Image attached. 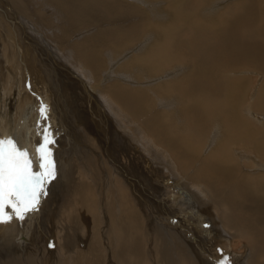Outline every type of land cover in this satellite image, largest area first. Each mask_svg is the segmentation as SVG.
<instances>
[{
    "label": "bare ground",
    "instance_id": "1",
    "mask_svg": "<svg viewBox=\"0 0 264 264\" xmlns=\"http://www.w3.org/2000/svg\"><path fill=\"white\" fill-rule=\"evenodd\" d=\"M9 1L15 8L21 10L23 15L30 16L32 19L39 17L41 21L49 19L50 22H54L56 26L52 24L55 27V31L52 32L54 36H49V38L54 37L59 47H63L78 64L81 63L83 65L82 68L85 66L93 80V76L99 75L100 77L102 74L103 76L105 75V79L106 75L108 80L111 79V81L106 79L107 83H102L101 89L112 94H110L111 97L113 96L115 99L113 101L117 102L115 103L117 104L116 111L118 115L124 119V123L128 124L130 129H133L131 134H135L138 131L134 129V125L140 124L141 128L146 132V140L143 142L141 136H138V139L146 145L143 148L136 141L134 144L128 145V140L133 142V139L127 138V133L129 132L124 129L123 125H121V133L118 134V131L114 133L113 131L117 126L116 123H113L116 126L114 125L112 133H110L115 147L114 150L109 151V135L104 136L105 133L103 134L105 142H102L99 148L94 146L91 150L92 142H90L89 138L92 137L89 131L88 135L83 133L84 137L82 140H85L86 150L81 149L76 154L77 158L74 164L78 161L81 166V168H76L75 170L77 175L75 177L72 175L69 186L65 187L66 178L64 177L68 175L64 174L62 178V170L60 168L58 170V178L54 181V184L56 182L59 183L56 184V187L54 184L48 187L49 193L46 199L54 187L56 188L55 192L57 191L60 194L64 192L65 198L63 201L61 200L62 203L60 205L69 212V214H65L68 223L63 224L59 222V219L65 216H57V212L50 214L51 210H48L46 219L51 223V227L47 225V228L50 227V229H43L42 231L44 233L49 232V236L50 233L55 234V247L43 253L45 248L42 249V239H40L42 244L40 245L38 242V247H27L29 244L26 241H35L36 235L33 236L35 234L33 231L36 228L38 229L39 223H41L40 219H42L39 215V218H37V215L32 214L22 221H28L22 227L18 225L11 230L9 228L5 230L6 227H10L13 224V221L9 224L0 225V245L1 242H5V246H1L3 250L0 251V264H22L21 260H24V255L20 254L19 251L22 253L29 251L26 256L32 259L36 257L38 262H40L39 258L43 255L46 264L49 261L48 257L67 262L70 260L68 258L76 251L82 252L86 249V253H90L88 251H90L91 247L82 245L84 243L79 240V238L82 240V236L80 237L81 231L77 225L83 230L85 244H88V240L94 235L96 239L95 245L100 247V239L104 238V235H99L101 221L99 220V223L95 226L97 217L96 214L95 216L92 214L95 204L94 200L96 201L92 181L96 177L100 178V176H103L104 170L107 179H104V177L101 179L105 185V188L102 185L104 190L101 193L102 195L104 193L108 194V198L105 202L97 201V208L100 213L101 211H106L113 214L114 212L110 207L116 203L117 208L120 210L117 213L116 222L110 216H104L108 221L106 226H113L112 222H114L117 227L125 232H129L131 227L135 230L137 228L145 230V234L157 243L156 250L158 252H155L154 258H159L163 264H202V257L197 254L199 250H193L191 242L197 248L204 246V255L211 261H213L214 257L216 261L220 258L217 257L221 256L217 250L221 249L220 246L223 240L213 227H204L205 223H203L204 219H202L204 216L198 210H194L195 202L197 203L198 201H200V206L197 204V207H201L204 210L216 207L217 202L222 205L220 209L216 207V212L219 216L217 219L222 226L229 229V238L227 239L226 237L225 239L224 237L226 248L230 250V244L235 243L231 241L236 236V232L242 234L241 240L244 242L243 246L246 251L241 248L243 252L234 253L238 258L232 256L230 260L241 258L245 251L247 264H261V259H264V133L261 129V127L264 129V1L260 0L263 4H259L257 0H242L237 3H233L234 0H201L202 6L198 8V13L196 11L197 7H192V0H43L44 7H49L48 13L44 10L39 11V9L34 11L35 8L33 11L26 10L24 0ZM32 4L35 5L34 3ZM236 9L238 11L233 16L232 13ZM34 12L38 16H35ZM256 18H259L261 22L258 28L248 24ZM197 19L201 22L199 25L193 23ZM37 20L39 19L37 18ZM174 20H182L183 27L174 24ZM42 22H47L46 24H48L49 21ZM49 24L48 26L50 27L51 25ZM165 24L169 25L164 27ZM36 27L43 28L44 26ZM184 27L185 29L190 27V32L191 28H193L194 34L191 37V34L189 36L184 35L180 40L178 36H180V32ZM206 28L210 33L204 36L202 31L205 32ZM86 29L89 31L83 33L82 31ZM79 32L81 33L79 34ZM5 33L6 35H4L5 38L3 37L2 42L7 39L6 41L15 44L13 41L16 38V33L8 27L5 28ZM73 35L76 38H73ZM71 37L73 39L68 40ZM129 42L132 43L129 48L133 47L135 49L131 53L134 56L127 61H122V59L127 57L122 54L123 48ZM45 43L47 42L45 41ZM8 50H10V46ZM203 51L206 52L204 58L201 57ZM150 52H154V57L148 61L146 56ZM15 55L14 58L17 60L18 54ZM19 57L21 59V56ZM108 57L112 59L108 60ZM11 58H8L7 51L3 53L0 50V70H2L0 72V120H2L0 129L5 134L11 133L15 135L19 132L20 135L17 136L19 142L23 146L34 150L39 142V137L32 131L36 118L35 110L38 105L35 106V102L34 104L33 102L32 104L30 103V99L36 101L35 96L34 99L31 96V98L27 97V86L23 85L25 76H21V65H18L20 59L13 61V56ZM22 58L24 59V57ZM62 60L64 61V59ZM10 61L16 63L19 61L17 63L18 67L20 66L19 72L16 71L18 68L16 69L15 66H12ZM24 62L21 61V63L25 64L26 62ZM159 62H166L168 68H162ZM112 66L115 67L114 74L130 79L127 85H121V82L119 83L114 79L115 75H113ZM82 68H79V70L81 71ZM85 72L83 73L85 74ZM157 72H161V74ZM252 72L260 75V85L254 89L255 94H253V85L249 84L244 93L245 95H242L245 82L229 79L237 74H241L242 78H246L244 75ZM27 76L29 77V75ZM89 76L86 80L91 79ZM111 76L113 77L111 78ZM28 79L31 80V77ZM120 79L122 80L123 78ZM138 79L143 80L138 82ZM102 80L104 81V79ZM132 81L135 83L131 84ZM147 82H154L151 84L154 85L152 89H147L148 86L143 85V83ZM197 83L202 87L201 95L205 93L213 97L214 94L218 99L207 105L204 99L195 100L194 96L197 90L194 85L197 86ZM182 85L183 88L179 89ZM207 88H210L211 92ZM163 89L166 90L167 94L163 92ZM174 92H179L180 94L176 96L177 93L175 94ZM106 93L108 94V92ZM13 94H16V97L12 109L13 117L10 118L5 96ZM103 95L105 94L103 93ZM86 96L85 98H87ZM247 97L249 101H246ZM103 98L104 100L106 99L105 96ZM101 101L103 102V100ZM111 102L109 105H116ZM29 103L33 112L26 118L25 108ZM105 107L107 106L105 105ZM106 109L108 110L109 108ZM88 112L95 117V112L90 107ZM126 116L130 119L135 118L136 121H129L128 119V123L125 119ZM250 118L258 126H254ZM188 119L193 120L188 121L186 124ZM25 121L27 122L26 125ZM49 121L51 122V120ZM191 124L201 135L200 139L196 138L200 144H197V142L190 144V140L193 138H190L187 133L188 126L186 125ZM86 138L90 145H86ZM138 146L141 154L131 151V148ZM142 154H145L143 158L141 157ZM171 154H174V157ZM102 158L105 159V162ZM33 160L35 169V158ZM70 162L72 164V161ZM106 163L109 165L107 166ZM163 170H168V173L163 174ZM93 172H96L95 176H93ZM77 177L78 179H76ZM81 178L92 181L87 183L86 180L84 182ZM121 179H124V185ZM121 182L122 184H119ZM111 183L113 186L119 184L118 188L115 187L114 189V187H111ZM111 189H113L112 191L115 190L114 203ZM118 194L120 199H117ZM55 198H57L56 194ZM98 199L100 198L98 197ZM76 207L78 208L77 212ZM147 210L150 212L157 210L164 212V217L162 216L164 220H173L180 227H182L183 223L184 228L187 229L184 234L188 237L196 233V240L191 241L185 235L176 233L174 229L161 228L159 226L163 231V235L160 237L162 243L159 239L155 240L154 236L159 234L157 226H155L157 223L148 218L146 215ZM176 217L179 219L178 221H175ZM55 225L62 226L63 230L67 229L68 225L69 232H73V236L71 239L69 237L68 243L65 244L63 240L64 251L61 248L62 239L61 241L59 240ZM91 225L90 229H86V226ZM134 229H132V235L130 233V235L123 234L121 236L122 243H120L114 254L110 251L106 253H110L113 259L111 264H116L117 260L122 264L125 250L128 257L133 259L135 257L133 264L142 262L138 254H143V252L140 250L137 237L135 236L139 232H135ZM24 230L28 231L29 239L21 238ZM182 231L185 232L184 230ZM187 231L189 232L187 233ZM223 234L225 233L223 232ZM10 241L15 242V247H11L12 249L7 248L11 246ZM68 244L73 245L74 248L67 250ZM56 250L62 251V253L54 254ZM229 254L225 253L227 256ZM144 260L146 259L144 258Z\"/></svg>",
    "mask_w": 264,
    "mask_h": 264
},
{
    "label": "rangeland",
    "instance_id": "2",
    "mask_svg": "<svg viewBox=\"0 0 264 264\" xmlns=\"http://www.w3.org/2000/svg\"><path fill=\"white\" fill-rule=\"evenodd\" d=\"M23 1V0H22ZM27 0H24L23 2H24V4H25V6H26V10H32L33 11V9H34V11L35 10H38L39 9V11H45L46 13H48V11H49V7H44V2H43V0L41 1V0H32V1H30V3H29V1L28 2H26ZM35 1V2H34ZM36 1H38L37 2V5H36ZM41 1V2H40ZM123 1V0H122ZM239 1H242V0H234L233 1V3H237V2H239ZM244 1V0H243ZM258 2L257 3H261V4H263L260 0H257ZM264 1V0H263ZM43 2V4L41 5V3ZM29 3V4H28ZM32 3H34L35 5H33ZM32 5V6H31ZM31 6V8H29ZM41 6V7H40ZM193 6H196L197 8H196V11H197V13H198V8L199 7H201L202 6V2H201V0H192V7ZM42 8V9H41ZM238 11V9H236L233 13H232V15L234 16L235 14H236V12ZM34 14H35V16H38L35 12H34ZM33 14V15H34ZM36 18V19H35ZM37 18L39 19V20H37ZM34 19H35V21H34ZM52 20V19H51ZM35 23H34V22ZM42 21H49L50 22V20L48 19V20H42ZM41 20H40V18L39 17H34L33 19H32V17H30V16H26V15H23V12L21 11V10H18L17 8H15L12 4H11V2L9 1V0H0V42H2V39H3V37L5 38V36L4 35H6V33H5V28H11V31H13L14 33H16V38H15V40L13 41V42H15V44H12V43H10V41H6L7 39H5V40H3V42L2 43H0V50L3 52V53H6V51H7V55H8V58L10 59L12 56H13V58L16 56L15 54H18L17 56H18V59H17V57H16V59L17 60H19L20 59V57L19 56H21V59H20V63H21V61L22 62H26L27 63V65H25V64H23V63H18V65H21V69H20V66L18 67V65H17V63L16 62H13V61H17V60H15V58H14V60L11 62L12 63V66H15V68L17 69H14V70H16V71H20V70H22L21 71V76L22 77H24L25 78V81H24V83H23V85L26 87V89H27V97H33V99H34V96H35V100L37 101H32V99H30L31 101H30V103L32 104V102H33V104H34V102L36 103V104H34L35 106H39V103L41 102V101H43V102H46L47 103V105L49 106V120H51V122L48 120V124L49 125H52L51 126V131H52V129H53V132L55 133V144L52 146V148H53V156L55 157V161H56V165H57V169L59 170L60 168H61V170H62V178H63V176H64V174H66V175H68V176H66V177H64V178H66V180H65V182H66V184L64 185L65 187H67V186H69V184H70V179H71V176L73 175V177H75L76 175H77V173H76V168L78 169V168H81V166H80V164H79V162L78 161H76L75 162V164H74V161H75V159L77 158V152H80V150L81 149H84V150H86V147H85V140L83 139L82 140V138L84 137L83 135L86 133L87 135H88V131H89V134H90V136L93 138H89V136H88V138H89V140H90V142H92V144H91V150L93 149V147L94 146H96L97 148H99V146H101V143L102 142H105V137H103V134H104V136L105 135H109V140H110V144H109V151L110 150H114V145H113V140H112V138H111V134L110 133H112V128L114 127V125L116 126V124H117V126H116V129L113 131L114 133L116 132V131H118V134L119 133H121L122 132V128H121V125H123L125 128V130L126 131H128L129 133H127V138H129V139H133V142H129V140H128V145H131V144H134V142L136 141V142H138V143H140L141 145H142V147L144 146V145H146L145 143H142V141L144 142V140H146V132L141 128V126H140V124L139 123H137L136 125H134V129H136V130H138V131H136V136H135V134H131L132 133V131H133V129H130L129 127H128V124H126V123H124V119L121 117V116H119L118 115V113H117V111H116V108H117V102L116 101H113V100H115L114 99V97L112 96L111 97V93L109 92V91H106V90H103V89H101L102 88V85L103 84H105V82L107 83V81H111V79L110 80H108V77H107V75H106V79H107V81H106V79H105V75L103 76V74L102 75H100V77H99V75L98 76H93L94 77V80L92 79V77H90L89 76V71H87L88 69L84 66V68H82L83 67V65L80 63V64H78V62L77 61H74V59L72 58V57H70L69 55H68V53H67V51L63 48V47H59V45L56 43L57 41H56V39H54V37L52 38V37H50L49 38V36H54V34L52 33L53 31H55V24H54V22H50V24H49V22H48V24L49 25H51L50 27L48 26V24H46L47 22H42ZM53 21H54V19H53ZM200 20L199 19H197L195 22H193L194 24H200L201 22H199ZM3 22V23H2ZM36 23H37V25H36ZM41 24V26H40V24ZM42 23H43V25H42ZM173 23L174 24H177V25H180L181 27H183L182 26V20H180V21H176V20H174L173 21ZM180 23V24H179ZM46 24V25H45ZM55 26H53V25ZM249 25H252V26H254V27H256V28H258L259 27V25L261 24V22L259 21V18H256L254 21H252V22H249L248 23ZM169 24H165L164 25V27H167ZM11 26V27H10ZM36 26H39V27H43V28H38V27H36ZM53 26V27H52ZM193 26V25H192ZM49 27V28H48ZM15 28V29H14ZM45 28V29H44ZM48 28V29H47ZM188 29V30H187ZM187 29H185V27L181 30V32H180V36H178L179 37V39L181 40L182 39V37L184 36V35H190V37L194 34V30H193V28H191V32H190V27H188ZM39 31V32H38ZM87 31H89L88 29H86V30H83L82 32L84 33H87ZM42 32V33H41ZM51 32V33H50ZM92 32V31H91ZM90 32V33H91ZM81 32H79V34H80ZM186 33V34H185ZM189 33V34H188ZM202 33H203V35L204 36H206V35H208L209 33H210V31L206 28V30H205V32H203L202 31ZM53 34V35H52ZM89 34V33H88ZM44 35V36H43ZM48 36V38H46ZM45 37V38H44ZM73 38H76V36L75 35H73L72 36ZM69 38L68 40H71V39H73V38ZM49 39V40H48ZM48 40V41H47ZM52 40V41H51ZM45 41L47 42V43H45ZM6 42V43H5ZM4 43V44H3ZM51 43H53V44H51ZM19 46H17V45ZM55 44H56V46H55ZM132 45V43H127L126 44V47H124V48H127V49H124L123 48V52H122V54H123V56H127L126 57V59H122V61H127L130 57H132V56H134V54L132 55L131 53H133L134 52V50L135 49H133V47H131V48H129V45ZM4 45H5V47H4ZM7 45V46H6ZM9 46H10V50H8L9 49ZM154 46H155V44H154ZM1 47H2V49H1ZM7 47V48H6ZM19 49H18V48ZM55 49H54V48ZM57 47V48H56ZM138 47V46H137ZM17 48V49H16ZM64 49V50H63ZM129 49H131V50H129ZM19 50V51H18ZM58 50V51H57ZM15 51H17V52H15ZM129 51V52H128ZM153 51V50H152ZM43 52V53H42ZM59 52H60V54H59ZM63 52V53H62ZM167 52H169V51H167ZM66 53V54H65ZM126 53H128V54H126ZM13 54V55H12ZM58 54H59V56H58ZM121 54V55H122ZM130 54H131V56H130ZM34 55V56H33ZM205 55H206V52L205 51H203L202 52V55H201V57L202 58H204L205 57ZM123 56H121V57H123ZM22 57H24V59L22 58ZM29 57V58H28ZM67 57H68V59H67ZM154 57V52L152 53V52H150V53H148L147 54V56H146V58L148 59V61H150L149 59H151V58H153ZM27 58V59H26ZM110 57H108L107 59L108 60H111V59H109ZM114 58V57H113ZM214 58V57H213ZM62 59H64V61L62 60ZM67 59V61H65ZM71 59V60H70ZM208 59V58H207ZM11 60H12V58H11ZM28 60H30V61H28ZM1 61V60H0ZM71 61V63H69V62ZM1 63V62H0ZM73 64V65H72ZM159 64L161 65V67L162 68H164V69H166V68H168V65H167V63L166 62H159ZM17 65V66H16ZM31 65V66H30ZM25 66V68H23ZM27 66V67H26ZM77 66H79L78 68H77ZM70 67H71V69H70ZM75 67H76V69H75ZM109 67V66H108ZM113 67V66H112ZM23 68V69H22ZM26 68H27V73H26ZM79 68L81 69L82 68V70H84V71H86L85 72V74L83 73L84 71H80L79 70ZM86 68V69H85ZM20 69V70H19ZM31 69H32V71H31ZM108 70H109V68H107ZM106 69V71H108ZM114 69H115V67H113V69H112V72L114 71ZM79 70V71H78ZM250 70V69H249ZM2 70H0V72H1ZM25 73V74H23V73ZM158 74H161V72H157ZM53 76H52V75ZM82 74H83V76H82ZM27 75H29V77L27 76ZM33 75H34V77H33ZM113 75H115V77H114V79L116 80V81H118L119 83L121 82V85H127L129 82H130V79L129 78H125V77H122L121 75H118V74H114V72H113ZM88 76L94 81H92L91 79L89 80H86V78H88ZM103 76V77H102ZM156 76V75H155ZM246 78H242V75L241 74H237V75H235V76H232V78L231 79H229V80H233V81H237L238 80V82H245V85H244V87H243V90H242V92L243 93H241L242 95H245L244 93L246 92V90H247V87H248V85L249 84H252L253 85V87H252V91L256 88V87H258L259 85H260V75L257 73H246L245 75H244ZM31 77V80H29L28 78H30ZM113 76H111V78H112ZM117 77V78H116ZM154 77V76H153ZM236 77V78H235ZM99 78V80H97V79ZM120 78H123L122 80L120 79ZM258 78V79H257ZM102 79H104V81L102 80ZM114 79H112V80H114ZM118 79V80H117ZM27 80V81H26ZM81 82H80V81ZM102 82H101V81ZM141 80H143V79H138V82H140ZM257 80V81H256ZM29 81V82H28ZM32 81V82H31ZM43 81H44V83H43ZM88 83H87V82ZM97 81H100V82H97ZM124 81V82H123ZM137 81V80H136ZM162 81H164V80H162ZM196 81H197V79H196ZM253 81V82H252ZM259 81V82H258ZM26 82V83H25ZM84 82V83H83ZM128 82V83H127ZM43 83V84H42ZM46 83V84H45ZM51 83V84H50ZM94 83H96L95 85H94ZM103 83V84H102ZM135 82L134 81H132L131 82V84H134ZM154 83V82H153ZM153 83H143V85H146V86H148V88L147 89H152V86H154V85H151V84H153ZM257 83H259V84H257ZM50 84V85H49ZM73 84H75V85H73ZM88 84V85H87ZM28 85H30V88L28 87ZM35 85V86H34ZM58 85V86H57ZM92 85V86H91ZM197 86H195L194 85V87L196 88V90H197V92H196V94H195V100H197V99H201V100H205V104L207 105V104H210L213 100H217L218 99V97H216L214 94H213V97H212V95H210V94H205V93H202V95H201V91H202V87L199 85V83H197L196 84ZM254 85H255V87H254ZM257 85V86H256ZM77 86V87H76ZM76 87V88H75ZM85 87V88H84ZM94 87H95V89H94ZM77 88H78V90H77ZM91 88H93V89H91ZM181 88H183V85L181 86V87H179V89H181ZM100 89H101V91H100ZM165 89H167V87H165ZM165 89H163V92L165 93V94H167L166 93V90ZM208 89V91L210 90V92H211V89L210 88H207ZM44 90V91H43ZM102 90H103V93L105 94V95H103V93H102ZM96 91V92H95ZM41 92V93H40ZM83 92V93H82ZM106 92H108V94L106 93ZM30 93V94H29ZM175 94H176V96L177 95H179L180 93L179 92H174ZM253 94H255V90H254V92H252ZM42 94V95H41ZM69 94H70V96H69ZM95 94V95H94ZM111 94V95H110ZM51 95V96H50ZM85 95H87L86 97L87 98H85ZM103 95V97L105 96V100H104V98L102 97V99H101V96ZM201 95V96H200ZM208 95V96H207ZM7 96V97H6ZM5 96V100H7V101H5L6 103H7V107H9L8 108V110H9V116H10V118H12L13 117V106H14V103H15V97H16V94H13V95H6ZM200 96V97H199ZM9 97V98H8ZM30 97V98H31ZM36 97H37V99H36ZM88 97H89V99H88ZM249 97V99H250V95L248 96ZM248 97H247V99H246V101H249V99H248ZM8 98V99H7ZM113 98V99H112ZM79 100V101H78ZM101 100H103V102L101 101ZM109 100V101H108ZM77 101V102H76ZM81 101V102H80ZM86 101H88V102H86ZM112 101V102H111ZM1 102V101H0ZM110 102L114 105V104H116V105H114V106H112V105H109L110 104ZM116 102V103H115ZM29 103V107L27 106L26 108H25V117L27 118V117H29L30 116V114L33 112L32 111V106L30 107V104ZM85 103V104H84ZM64 104V105H63ZM70 104H72V105H70ZM96 104V105H95ZM104 105V107H103V105ZM33 105V106H34ZM89 105H91V106H89ZM99 105V106H98ZM105 105L107 106V107H105ZM90 107V109L91 110H94V112H95V117L93 116V115H91L89 112H88V110H89V107ZM96 106V107H95ZM116 106V107H115ZM81 107V108H80ZM115 107V108H114ZM28 108V109H27ZM106 108H109L108 110L106 109ZM111 108V109H110ZM114 110H113V109ZM27 109V110H26ZM31 109V110H30ZM98 109H99V111H98ZM86 110V111H85ZM97 110V111H96ZM110 110V111H109ZM114 112H113V111ZM81 111V112H80ZM102 111V112H101ZM28 112V113H27ZM97 112V113H96ZM110 112V113H109ZM106 114V115H105ZM64 115V116H63ZM97 115V116H96ZM52 116H53V118H52ZM55 116V117H54ZM86 116V117H85ZM107 116H109V117H106ZM114 116H116L115 118L112 117ZM119 116V117H118ZM79 117V118H78ZM81 117H82V119H81ZM94 117V118H93ZM118 117V118H117ZM93 118V119H92ZM100 118V120H98ZM121 118V119H120ZM61 119V120H60ZM74 119V120H73ZM95 119V120H94ZM117 119H118V121H117ZM125 119L128 121V119H129V121H132V120H135L136 121V119L135 118H133V119H130V118H128L127 116L125 117ZM251 119V121H252V123L254 124V126H258V124L252 119V118H250ZM80 120H82V121H80ZM97 120V121H96ZM106 120V121H105ZM193 119H188V120H186V124H187V122L188 121H192ZM78 121H80V122H78ZM129 121H128V123H129ZM53 122H55V124H53ZM62 124H60V123ZM74 122H75V124H74ZM109 122H110V124H109ZM59 123V124H58ZM113 123H116V124H114L113 125ZM121 123V124H120ZM125 124V125H124ZM57 125V126H56ZM58 125H59V127H58ZM61 125V126H60ZM85 125V126H84ZM71 126V127H70ZM83 126H84V128H83ZM93 128H92V127ZM102 126V127H101ZM106 126V127H105ZM186 126H188V128H187V133L190 135V138H193V139H191L190 140V144L191 143H196L197 142V144H200L198 141H197V139H200V137H201V135L196 131V129H195V127L193 126V124H191V125H186ZM52 127H54V128H52ZM76 127H78V128H76ZM97 127V128H96ZM118 127V128H117ZM60 128V129H59ZM80 128V129H79ZM87 128V129H86ZM90 128V129H89ZM127 128V129H126ZM67 129V130H66ZM83 129V130H82ZM261 129H262V131H263V133H264V129L261 127ZM97 130V131H96ZM103 130V132H101ZM143 132H142V131ZM57 131V132H56ZM86 131V132H85ZM131 131V132H130ZM141 131V132H140ZM192 132V133H191ZM69 133V134H68ZM84 133V134H83ZM140 133V135H138ZM192 135H191V134ZM130 134V135H129ZM144 134V135H143ZM197 136H196V135ZM194 135H195V137H194ZM86 136V135H85ZM94 136V137H93ZM122 136H124V135H122ZM126 136V135H125ZM138 136H141L142 137V141H140L139 139H138ZM102 138V139H101ZM197 138V139H196ZM87 139V138H86ZM39 140H40V138H39ZM68 141H69V143H68ZM84 141V142H83ZM61 142V143H60ZM99 145H98V144ZM111 143H112V145H111ZM30 144H32L33 145V143L32 142H30ZM57 144V145H56ZM68 144V145H67ZM97 144V145H96ZM86 145H90L89 144V142H88V139L86 140ZM59 146V147H58ZM63 146H65V147H63ZM107 146H108V144H107ZM88 147V146H87ZM62 148V149H61ZM68 148V149H67ZM74 148V149H73ZM113 148V149H112ZM131 148V147H130ZM144 148V147H143ZM56 149V150H55ZM65 149V150H64ZM103 149H104V147H103ZM103 149H102V152H103ZM60 150V151H59ZM108 151V152H109ZM131 151H133V152H135L136 151V153H139V154H141V152H140V148H139V146L138 147H133V148H131ZM138 151V152H137ZM142 152H144V151H142ZM75 153V154H74ZM104 153V152H103ZM143 155H145V154H142L141 155V157L143 158ZM172 155V154H171ZM218 155V154H217ZM173 157H174V154L172 155ZM219 156V155H218ZM56 157H57V159H56ZM74 159H73V158ZM70 158H71V160H70ZM103 160H104V162H105V159L104 158H102ZM70 161H72V164H71V162ZM122 161H124V159H122ZM75 166H74V165ZM66 165V166H65ZM70 165H71V168H70ZM106 165L108 166L109 164L108 163H106ZM65 170H66V172H65ZM162 170V169H161ZM71 172V173H70ZM58 173H59V171H58ZM94 174H93V176H95L96 175V172H93ZM168 173V170H163V174H167ZM70 175V176H69ZM102 175L103 176H100V178H98V177H96L94 180H98L97 182L96 181H92V180H87V179H84V178H81V180H83L84 182H85V180H86V182L88 183V182H90V181H92V186L94 187V190H95V199H96V201L94 200V202H95V204H94V206H93V209H92V214L95 216V214H96V217H97V223H96V225L95 226H97V224L99 223V220L101 221L100 222V226H99V235H104V238H101L100 239V247H97L98 245H95L96 243V239H95V237H94V235H92L91 237H90V239L88 240V244H85V238H84V233H83V230H82V228L81 227H79L78 225H77V227L80 229V237L82 238V240L79 238V240H80V242L82 241L84 244H82V245H84V246H90L91 247V249H90V251H88V252H90V253H86L87 251H86V249L84 250V251H82V252H78V251H76L71 257H69L68 259H70V260H68L67 262H64L63 260V262L61 261V259H59V260H55V258H53V257H51V258H49L48 257V260L49 261H51V262H49L48 261V263L47 264H54L55 262V264H111L112 263V258H111V256H110V253H108V254H106L108 251H110L111 253H113L114 254V252L116 251V249L117 248H119V246H120V243H122V241H121V236L123 235V234H126V235H130V233H131V235H132V229H134L133 227H131V228H129V232H125V231H123L122 229H120L119 227H117V225H115V223L114 222H116V217L118 216V214L117 213H119V209L117 208V206H116V203L114 204V205H112L110 208L113 210V214H110V213H107L106 211H101V213L99 212V210H98V208H97V206H98V202L97 201H100V202H105L106 200H107V198H108V194L106 195L105 193L102 195V193L101 192H103V187L105 188V185L103 184V180L101 181V179H102V177H104V179H107V177H106V175H105V170H104V173H102ZM76 179H78V177L76 178ZM64 180V179H63ZM102 182V184H101V182ZM121 181L123 182V185H124V179H121ZM65 182H62V183H65ZM95 182V183H94ZM122 182L121 183H119V184H122ZM59 182H56V184H58ZM98 183V184H97ZM52 184H54V182L52 183ZM56 184H54V186L56 187L57 185ZM119 184H116V185H114L113 186V184L111 183V187H114V189H115V187L116 188H118V185ZM97 185H99V186H97ZM102 185H103V187H102ZM110 185V184H109ZM53 188L52 189V191L50 192V194H49V196H48V198L46 199V197L43 199V201H42V204H41V206H40V210H39V212L38 213H35V214H33V215H37L36 217L37 218H42V219H40V222L41 223H39V227H38V229L36 228V226H35V228H36V230L34 229V235L33 236H35L36 237V239H35V241L33 242L32 240H31V242H32V244H31V242H27L26 241V243L27 244H29L27 247H38L39 245V243H40V245L42 244L40 241V239H42L43 240V245H42V249H44L45 248V250H43V253H45L47 250L48 251H50L49 249H52V248H54L55 247V245H56V238H55V234H51L50 233V236H49V232H45V233H47V234H45L44 233V231H42L43 229H50V227H51V223L46 219L47 218V216H48V210H51L50 211V214L52 213V212H57V216H65V217H63V218H61V219H59V222L60 223H68V221H67V219H66V215L65 214H69V212L63 207V206H61L60 204L62 203V201H63V199L65 198V195H64V192H63V194H60V193H58L57 191L55 192V190H56V188ZM100 187H102V188H100ZM113 189H111V191H112ZM115 191V190H114ZM114 191H112V197H113V203H114V200H115V194H114ZM98 192V193H97ZM49 193V192H48ZM55 194H56V196H57V198H55ZM59 196V197H58ZM97 196V197H96ZM98 197L101 199H98ZM61 198V199H60ZM122 198V197H121ZM117 199H120V196H119V194L117 195ZM62 200V201H61ZM112 200V199H111ZM56 201V202H55ZM122 202V201H121ZM199 203H200V201H198L197 203L195 202V204H196V206L194 207L195 209L194 210H198V212L200 213V214H202V216H204V218H202V219H204V221H203V223H205V225H209V227H213V229L221 236V239L223 240V242H222V240H220L222 243H221V249L223 250V254H225V253H227V254H229L228 256L229 257H232V256H236L237 257V255L236 254H239L240 252H243V250H245V247L243 246V241L241 240L242 239V234L240 233V232H236L235 234H236V236L232 239V241L231 242H235V243H231L230 244V250L228 249V248H226V246H225V244H224V241H225V239H226V237H227V239L229 238V229H226V228H224L223 226H222V224L220 223V221L217 219V217H219L218 215H217V212H216V207L218 208L219 207V209H220V207L222 206L220 203H218L217 202V204H216V207H210V209L208 208V209H202L201 207H197V204H198V206H200L199 205ZM57 204V205H56ZM61 206V208H59L58 209V207H60ZM56 207V208H55ZM46 208V209H45ZM200 208H201V210H200ZM46 210V211H45ZM108 210V209H107ZM215 210V211H214ZM64 211V212H63ZM78 211V208L76 207V212ZM62 212V213H61ZM64 213V214H63ZM59 214V215H58ZM38 215H39V217H38ZM146 215L148 216V218L151 220V221H156L155 223H157L155 226H157V229H158V233L159 234H157V236H154V238H155V240L156 239H159V241L161 240L160 239V237L163 235V231L159 228V227H166V228H170V229H174V230H176V233H180V234H182V235H185L184 233H186V228H184V225H183V223H182V227H180L179 226V224H175L174 223V221L173 220H164V212L162 213V211H160V210H157V211H153V212H150V211H148L147 210V213H146ZM154 215V216H153ZM215 215V216H214ZM45 216V217H44ZM104 216H106V217H108V216H110L111 217V219H113V221L114 222H112L113 223V226H106V224H107V220L104 218ZM114 216H115V218H114ZM163 216V217H162ZM226 217H227V215H226ZM101 218V219H100ZM163 219V220H162ZM179 219H177V217H176V220L175 221H178ZM64 221V222H63ZM224 221V220H223ZM226 221V220H225ZM110 222V221H109ZM160 222V223H159ZM26 223H28V221H26V222H21V221H17V220H13V224L10 226V227H6L5 228V230L6 229H8L9 228V230H11L12 228H14V227H16V226H18V225H21V227L23 226V225H25ZM104 223V224H103ZM144 223V222H143ZM154 223V224H155ZM44 224H45V226H44ZM135 224H136V222H135ZM159 224V225H158ZM160 224H161V226H160ZM175 224V225H174ZM218 224H219V226H218ZM47 225L48 226H50L49 228H47ZM115 225V226H114ZM180 225H181V223H180ZM217 225V226H216ZM44 226V227H43ZM60 225H55V230H56V232H58V236H59V240L61 241V239H62V241H61V248H62V250L64 251L65 250V247L63 246V240H64V242H65V244L66 243H68V239H69V237H70V239L72 238V236H73V232H69V226L67 225V229H65V230H63V228H62V226H60ZM159 226V227H158ZM92 227V225L91 226H86V229H90ZM219 227H220V230H219ZM223 227V228H222ZM101 228V229H100ZM109 228H111V229H109ZM113 228V229H112ZM136 228H137V226H136ZM222 229H223V231H222ZM226 231H225V230ZM54 230V231H55ZM182 230H184L185 232H183ZM36 231H38V232H36ZM134 231L135 232H139V233H137L135 236L137 237V240H138V244H139V248H140V250L143 252V254H141V253H139L138 255L140 256V260L142 261V262H140V264H163L162 263V261L159 259V258H154V256H155V252L157 251L156 250V247H157V243H156V241H154V239H150V237H148L146 234H145V230L143 231L142 229H139V228H137V230H135L134 229ZM218 231H220V232H218ZM28 231L27 230H24L23 232H22V234H21V238L22 239H29V237H28V233H27ZM189 231H187V233H188ZM222 232V233H221ZM223 232L225 233V234H223ZM24 233V234H23ZM111 233H112V235H111ZM232 234H233V232H231ZM43 234V235H42ZM241 234V235H240ZM45 235V236H44ZM224 235V236H223ZM112 236V237H111ZM186 236V235H185ZM49 237V238H48ZM100 237H102V236H100ZM99 237V238H100ZM159 237V238H158ZM187 237V236H186ZM224 237H225V239H224ZM241 237V238H240ZM113 238V239H112ZM195 238V239H194ZM196 238H197V234L195 233L194 235H192V236H188L187 237V239H190L191 241L192 240H196ZM33 239V238H32ZM93 240V242H92V240ZM66 240V241H65ZM79 240H78V243L80 244V242H79ZM114 242H113V241ZM150 240H151V243H150ZM235 240V241H234ZM103 241V242H102ZM11 242V246H9V247H7L8 249H12L13 247H15L14 246V244H15V242L13 243L12 241H10ZM39 242V243H38ZM92 242V243H91ZM50 243H52V244H55L54 245V247H52V248H50L48 245L50 244ZM105 243V244H104ZM161 243H162V240H161ZM242 243V244H241ZM37 245V246H34V245ZM92 245H93V247H92ZM191 247H192V249L193 250H196V251H198V253L197 254H200L201 255V257H202V264H216V258L214 257L213 258V261H211L210 259H208L207 257H205V255H204V246H200L199 248H197L194 244H192V242H191ZM233 245V246H232ZM1 246H5V242L4 243H2L1 242V245H0V251L1 250H3L2 249V247ZM68 246V248L66 247V249L67 250H70V248H71V250L74 248V246L73 245H67ZM148 246V247H147ZM12 247V248H11ZM64 247V248H63ZM97 247V248H96ZM7 248H4V249H7ZM149 248H152V249H149ZM243 250H242V249ZM17 249H20V248H17ZM235 249V250H234ZM152 250V251H151ZM241 250V251H240ZM92 251V252H91ZM202 251V253H200ZM233 251H235V252H233ZM239 251V252H238ZM246 251V250H245ZM244 251V255L241 257V258H239V259H237V260H233V261H231V264H247L248 262H247V260H246V252ZM29 252V251H28ZM28 252H25V253H22V252H20L19 251V253L20 254H22V255H24L23 256V259L24 260H21L22 261V264L24 263V264H36V261H37V259H36V257H33V259L32 258H30V257H27L26 255H27V253ZM158 252V251H157ZM60 253H62V251H59V250H56L55 252H54V254H60ZM234 253H236V254H234ZM221 254V253H220ZM74 255H76V256H74ZM97 255V256H96ZM159 256V255H158ZM26 257V258H25ZM76 257V258H75ZM127 257V258H126ZM217 257H220V256H217ZM144 258L146 259V260H144ZM151 258H153V259H151ZM204 258V259H203ZM238 258V257H237ZM79 259V260H78ZM134 259H135V257H134ZM134 259L132 258V257H128L127 256V252H126V250H125V256H124V258H123V262H122V264H133V261H134ZM149 259V260H148ZM117 260V259H116ZM152 260V261H151ZM208 260V261H207ZM210 260V261H209ZM239 260V261H238ZM39 261L40 262H38L37 261V264H46L45 263V261H44V258H43V255L39 258ZM42 261H44V262H42ZM207 261V262H206ZM238 261V262H237ZM263 261V262H262ZM96 262V263H95ZM117 263L116 264H121V262H119V260H117L116 261ZM136 262L138 263V261L136 260ZM215 262V263H214ZM233 262V263H232ZM242 262V263H241ZM251 264V263H250ZM261 264H264V259H261Z\"/></svg>",
    "mask_w": 264,
    "mask_h": 264
},
{
    "label": "snow or ice",
    "instance_id": "3",
    "mask_svg": "<svg viewBox=\"0 0 264 264\" xmlns=\"http://www.w3.org/2000/svg\"><path fill=\"white\" fill-rule=\"evenodd\" d=\"M35 111L32 131L40 140L34 150L19 142V132L15 135L5 134L0 129V225L9 224L13 220L22 222L38 213L43 199L48 195V187L58 178L52 148L55 133L48 124L49 106L41 101ZM48 246L52 248L54 244ZM217 251L221 256L216 264H231L230 257L223 254L222 249Z\"/></svg>",
    "mask_w": 264,
    "mask_h": 264
}]
</instances>
